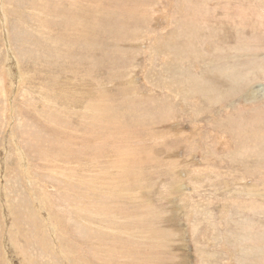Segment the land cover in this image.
Masks as SVG:
<instances>
[{"label": "rangeland", "instance_id": "obj_1", "mask_svg": "<svg viewBox=\"0 0 264 264\" xmlns=\"http://www.w3.org/2000/svg\"><path fill=\"white\" fill-rule=\"evenodd\" d=\"M0 264H264V0H0Z\"/></svg>", "mask_w": 264, "mask_h": 264}]
</instances>
